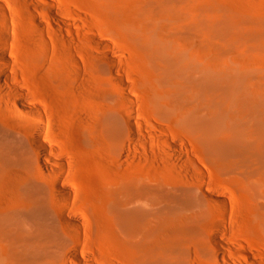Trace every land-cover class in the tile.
Masks as SVG:
<instances>
[{"label":"rangeland","instance_id":"1","mask_svg":"<svg viewBox=\"0 0 264 264\" xmlns=\"http://www.w3.org/2000/svg\"><path fill=\"white\" fill-rule=\"evenodd\" d=\"M46 1L55 3L72 26L66 24L61 32L52 20L46 22ZM211 1L240 15L264 19V0ZM0 2L6 6V11L0 9V56L6 50L11 63L0 57V139L6 143L5 152L29 184L36 179L34 167L39 162L34 127L43 126L44 135L54 131L60 146L73 156L76 169L71 183L80 191L78 203L94 222L84 244L62 237L53 250L59 258L54 264H77L67 253L78 245L85 252L103 253L110 264H127L120 256L125 249L116 240L110 200L117 185L131 179H145L160 196L174 185L196 187L208 211L191 264H228L226 260L264 264V138L258 133V116H237L233 111L238 106L228 105L224 82L213 89L209 85L224 81L227 62L245 65L251 71L239 94H252L264 106V55L226 49L223 41L183 31L190 12L178 6L168 9L166 18L153 19L149 15L156 9L150 0ZM42 7L45 10L39 13ZM35 17L44 21L45 31L36 27ZM155 47L165 55L160 57L163 61ZM170 62L176 67L171 76L164 74ZM121 74L123 82L118 79ZM112 110L136 127L129 156L103 140L101 123ZM129 112L135 117L128 121ZM215 115L226 117V126L219 138L211 139L200 126L204 118ZM236 126L242 140L229 151L226 147L234 140L229 132ZM175 143H184L193 159L180 152L175 160ZM250 144L260 147V153L248 149ZM194 165L203 169L207 181ZM48 188L53 191L52 182ZM221 193L232 201L228 212L206 197L219 200ZM167 209L160 205L159 217ZM224 216L230 226L221 236L227 245L238 248L224 249L225 257L215 260L213 250L219 248L214 225Z\"/></svg>","mask_w":264,"mask_h":264},{"label":"bare ground","instance_id":"2","mask_svg":"<svg viewBox=\"0 0 264 264\" xmlns=\"http://www.w3.org/2000/svg\"><path fill=\"white\" fill-rule=\"evenodd\" d=\"M151 1L149 2L150 6L156 9V12L152 11L149 15L153 19L166 18L165 15L169 13L168 9H176L178 6L190 12V17L184 23L182 22L183 31L190 34L208 35L209 40L214 42L223 41L221 43L226 49L240 48L253 55H264V19L262 18L240 15V12L230 9V7H220L211 0H153L152 3ZM46 3H49L46 9L48 10L46 22L51 24L52 20L61 32H64L62 27H66V24L72 26L70 20L68 22L61 17L63 14L60 15L61 12L55 3L50 1H46ZM5 8L6 6L0 2V9L6 11ZM43 10L45 7L40 8L39 13ZM177 14L179 16L180 13ZM6 23L8 22L6 21ZM35 23L40 31H45L44 21L35 17ZM5 26L10 29L9 24ZM61 32L59 33L61 34ZM63 34L61 35L63 36ZM155 49L154 52L159 61H163L160 57L164 58L165 55L158 47ZM1 52L5 58L0 56L1 59L10 63L6 50L3 49ZM170 63L171 65L166 66L164 70V74L169 76L176 70L173 62ZM225 70L224 81H217V79L216 84L213 81L209 82L210 88L213 89L218 86V83L224 82L228 105L238 106V109L233 113L237 112V116H258V133L264 138V123L262 124L259 117L264 119V106L252 94L247 92L239 94L249 80L251 69L249 70L247 66L236 62H227ZM123 78L122 74L118 76L122 82ZM18 93L22 95L21 92L18 91ZM232 99H237L239 103L234 104ZM22 104L24 106L25 103L22 101ZM134 117V114L129 112L127 120H132ZM49 119L55 120L50 117ZM125 119L119 112L109 111L101 123V129L106 145L107 143L111 144L116 151L129 156V152L132 150V140L133 142L136 140L137 134L133 123L129 122L133 126L131 127ZM55 122H51L52 127ZM225 122L226 117L215 115L213 118H204L200 127L209 138L217 139L221 134V129L226 126ZM52 127H50L51 130L54 129ZM35 128L36 132L34 131L35 135L32 137L39 162L34 167L36 179L29 184L25 182L26 179L21 174V170L15 166V162L5 152L6 143L0 139V264L58 263V255L53 250L58 245L60 246L62 237L66 235L70 237L71 241L79 245L84 244L88 241L94 224L82 209L83 206L78 203L81 199L79 189L71 183L74 169H76L73 156H70L69 152L67 154V150L62 145L60 146L54 131V134L44 135L43 126L36 125L34 130ZM237 128L236 126L229 132L234 139L229 141L230 144L226 147L229 151L233 150L234 146L242 140ZM8 148L10 147L8 146ZM248 149L260 153V147L255 148L252 144L248 145ZM108 150L110 149L108 148ZM180 152H185L188 159H193L184 143H175L172 152L175 160L179 159ZM174 158L172 157V160ZM180 159L183 160V158ZM183 163L185 164L184 160ZM194 166L201 179L207 181V175L203 169L200 166ZM184 171L186 170L184 169ZM195 171L193 169L194 173ZM193 172L191 171L192 175ZM48 182H52L53 191L49 190ZM179 185L167 188L162 196L154 194L145 179L125 180L117 185L113 193L112 189L110 190L115 236L119 245L125 249L120 252V256L127 264H191L193 262V252L198 243L197 234L200 225L207 221L206 212L208 210L205 211L201 197L199 198V194L195 193L196 187ZM221 194L219 199L221 201L216 197L212 198L210 194L206 197L216 206L222 205L227 211L232 206V201L226 197L225 193ZM162 204H165V209H168L163 216L159 217V207ZM96 220L95 223H98V218ZM229 226L230 221L226 216L214 225L213 237L219 248L217 251L213 250L215 260L225 257L224 249L238 248L236 244L227 245L226 240L221 236V234L227 233ZM79 245L67 253L68 258L73 262L77 264H110L103 253L85 252L80 250ZM251 258L254 259V256ZM226 261L228 264H245L241 260Z\"/></svg>","mask_w":264,"mask_h":264}]
</instances>
